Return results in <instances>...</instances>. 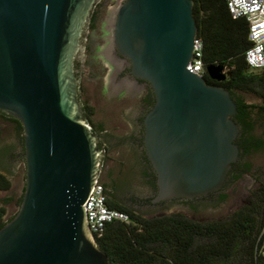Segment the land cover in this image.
<instances>
[{"label": "water", "instance_id": "water-1", "mask_svg": "<svg viewBox=\"0 0 264 264\" xmlns=\"http://www.w3.org/2000/svg\"><path fill=\"white\" fill-rule=\"evenodd\" d=\"M96 3L0 0V112L22 122L27 166L22 207L0 231V264H112L84 208L105 154L85 118L75 70ZM194 6L124 0L115 16L121 55L156 95L145 119L156 203L217 200L242 154L232 94L190 72ZM207 71L218 83L229 78L223 65Z\"/></svg>", "mask_w": 264, "mask_h": 264}, {"label": "trees", "instance_id": "trees-1", "mask_svg": "<svg viewBox=\"0 0 264 264\" xmlns=\"http://www.w3.org/2000/svg\"><path fill=\"white\" fill-rule=\"evenodd\" d=\"M228 1L194 0V16L198 39L204 45L206 69L223 65L229 74L223 83L213 81L208 71L205 79L210 85L228 90L237 104L238 114L233 119L240 127L237 144L242 154L232 171L233 175L239 173L236 179H240L243 174L253 172L251 157L264 158V72L250 68L246 60L252 46L249 24L246 19H235L231 15ZM248 97L257 103L248 102ZM83 110L95 131L94 108L85 103ZM9 135L15 136L17 144L2 146L1 162L11 158L26 164L22 122L0 112V142ZM101 182L107 189L110 207L130 218L129 222L108 225L101 238L94 235L112 264H264V184L251 192L246 205L229 220L201 224L182 215L145 219L120 204ZM11 188L8 176L0 173V191L6 193ZM25 191L26 187L19 200L20 209ZM8 203L0 206V231L16 217L6 220Z\"/></svg>", "mask_w": 264, "mask_h": 264}, {"label": "rangeland", "instance_id": "rangeland-1", "mask_svg": "<svg viewBox=\"0 0 264 264\" xmlns=\"http://www.w3.org/2000/svg\"><path fill=\"white\" fill-rule=\"evenodd\" d=\"M121 4L118 2L116 4V0H104L102 2L99 8L97 29L93 34L92 46L95 49L91 52L87 51L84 54L87 56L90 69L96 68L99 75L101 67L97 64L96 54L104 47L102 37L104 31L109 28L110 13L114 9L118 10ZM107 65L109 66L107 71L102 70V73L105 72V75L102 77L103 80H106L111 72L110 65ZM130 84H126L121 89H116V91H106L103 85L97 86L95 83L87 81L88 94L95 100L96 106L99 109V115L96 117L95 122L99 124L100 121H103L110 130L120 125L122 127L121 130L112 131L119 138H124L132 132L135 116L138 112V96L140 91L132 89ZM247 99L248 102L257 103L251 97ZM4 143L17 144V141L15 136L9 135L6 137ZM114 147L116 146L114 145ZM119 152L124 153L125 158L129 162L125 147H117L116 153ZM17 153L18 150L15 154ZM249 161L253 164V172L244 175L237 182H230L227 189L217 200L201 197L193 200L179 199L166 202L160 206L147 207L146 204L152 194V190L141 177L136 158L132 157L130 174L118 184V191H116L119 197L118 200L120 204L132 208L139 216L145 219L182 215L193 222L201 224L227 221L234 213L246 205L251 192L255 191L260 184H264V158L261 155H256L251 157ZM9 169L11 173H5L0 170V173H5L12 182V188L9 192L4 193L0 191V206L9 202L6 206L7 221L16 216L20 210L19 200L26 187L27 176V166L25 163L20 162L19 159L14 160Z\"/></svg>", "mask_w": 264, "mask_h": 264}, {"label": "flooded vegetation", "instance_id": "flooded-vegetation-1", "mask_svg": "<svg viewBox=\"0 0 264 264\" xmlns=\"http://www.w3.org/2000/svg\"><path fill=\"white\" fill-rule=\"evenodd\" d=\"M103 1L104 0H97V3L93 8V12L87 27V34H85L84 38V54H86L87 51L91 52L95 49L94 46H92V42L94 39L93 34L97 29L99 8ZM117 2L121 4L124 2V0H116V4ZM116 12L117 9H114L110 13L111 20L109 28L104 31L102 37L104 47L101 48L96 54L97 64L101 67L99 69L100 75L96 71V68L90 69V65L86 55H84L83 57H79V59H77L76 61L75 70L80 81L79 99L82 107L83 104L88 103L94 108V119L96 120V117H98L99 115V109L96 106L95 100L92 99L88 94L89 88L87 85V81L95 83L97 86L103 85L106 91H116V89H121L124 85H129L130 83L132 89H138L140 91V94L138 96L139 106L137 115L135 116L134 128L132 129V132L128 134V136L119 138L113 134L112 131L121 130L122 127L120 125H117L115 129L110 130L103 121L99 120V124L94 122L95 131L100 137V147L105 154L99 179L108 186V189L113 194V196H116L119 199L116 192L118 191V184L121 180H123L127 175L130 174L132 157L136 158V162L140 170V175L152 190V194L148 199V203L146 204V206H160L169 201L160 203L155 202L159 193L158 175L149 157L145 145V119L156 104V95L152 85L149 82L138 79L133 74L132 62L128 58L121 55L116 45L114 38ZM107 64L110 65L111 72L108 75V78L106 80H103L102 77L105 75V72L102 73V70L107 71V69L109 68ZM100 127L101 129H99ZM5 144L8 143L0 142V149ZM114 145L116 147H114ZM117 147H125L129 162L125 158L124 153H116ZM13 161L14 160H12L11 158L2 159L3 163L0 160V170L5 173H11V170L9 168ZM5 173L2 174L6 175ZM246 174H250V172L243 174V176ZM237 175H239V173L233 175V171H231L227 184L232 181L237 182L241 180L243 176L240 179H236ZM223 198L225 197L223 196ZM129 209L132 210V208Z\"/></svg>", "mask_w": 264, "mask_h": 264}, {"label": "built area", "instance_id": "built-area-1", "mask_svg": "<svg viewBox=\"0 0 264 264\" xmlns=\"http://www.w3.org/2000/svg\"><path fill=\"white\" fill-rule=\"evenodd\" d=\"M228 7L235 19L247 20L252 46L246 54V60L253 71L264 72V0H229ZM203 53V42L197 38L190 72L201 78H205L207 74ZM84 208L90 229L99 238L103 236L108 225L130 220L126 213L110 207L107 189L100 179L92 189Z\"/></svg>", "mask_w": 264, "mask_h": 264}]
</instances>
